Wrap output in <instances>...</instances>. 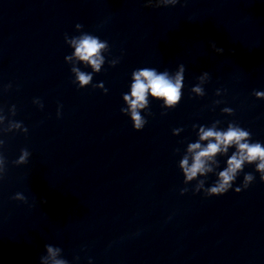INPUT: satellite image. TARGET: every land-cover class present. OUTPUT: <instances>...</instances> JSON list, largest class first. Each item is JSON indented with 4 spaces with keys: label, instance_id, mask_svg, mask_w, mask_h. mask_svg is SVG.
<instances>
[{
    "label": "clouds",
    "instance_id": "9594fccd",
    "mask_svg": "<svg viewBox=\"0 0 264 264\" xmlns=\"http://www.w3.org/2000/svg\"><path fill=\"white\" fill-rule=\"evenodd\" d=\"M178 2L179 0H146V6H175ZM75 27L81 34L71 38L67 34L65 35V42L74 48V52L66 56L65 60L82 62L92 69V73H99L105 64L103 53L109 51L108 42L101 41L99 37L82 31V24L78 23ZM210 46L216 53H223V49L216 47L214 42ZM109 63L114 67L118 61L112 60ZM71 72L75 74L73 82L78 84L79 88H84L92 83V73L84 72L76 66H72ZM184 73L185 66L183 64L178 66V71L174 74H170L167 70L159 72L155 68L148 67L132 72L130 91L123 95V101L127 107L121 108V112L130 117L134 130H142L147 123L141 112L149 108V97L162 101V106L166 109H173L178 105L182 98ZM209 78L208 72L202 73L198 77L199 83L191 91L197 96H204L205 92L202 86ZM93 87H98L105 93L108 91L103 82L93 85ZM217 95H220L219 90H217ZM254 95L257 99H264V92L255 91ZM34 103L43 108V104L39 100H35ZM215 103L219 104L220 101ZM221 111L228 115L233 114V109L228 107ZM11 114L15 115V106L12 107ZM57 115H60L59 110ZM5 119L6 117L0 114V124H3ZM219 123L220 121H215L210 127L199 126L198 140L187 145L186 153L179 162V168L184 176V184L197 181L194 192L203 191L207 197L222 196L232 189L233 183L246 164H254L255 171L260 174V180L264 182V145L260 142H251V133L234 122H230L224 130L218 129ZM196 127L193 125V128ZM3 130L6 132L13 130L27 132V128L23 127L21 122L16 121H9L7 128ZM182 130L181 128L173 129V135H179ZM2 144L3 141H0V145ZM230 148H234L235 151L227 158L226 167L217 173L219 162L215 157L218 154L227 155ZM29 156V151L22 149L19 158L14 163L17 165L26 164ZM189 158H191V163H189ZM5 164V158L0 155V177L6 170ZM209 173H216L217 180L211 186L205 187V179H199V177L206 178ZM254 179L252 173H245L242 185L236 187L235 191L239 193L243 189H247ZM187 191L188 188L181 189V195ZM13 198L26 202V197L22 193H16ZM45 249L46 255L40 257V264H68V261L62 258L61 248L46 244Z\"/></svg>",
    "mask_w": 264,
    "mask_h": 264
}]
</instances>
